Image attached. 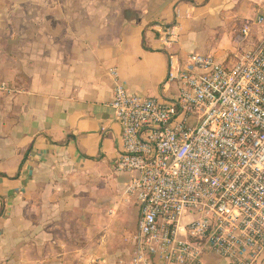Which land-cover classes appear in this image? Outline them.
<instances>
[{
	"label": "crops",
	"instance_id": "obj_1",
	"mask_svg": "<svg viewBox=\"0 0 264 264\" xmlns=\"http://www.w3.org/2000/svg\"><path fill=\"white\" fill-rule=\"evenodd\" d=\"M260 20L264 0H0V264H131L138 174L116 170L112 72L170 101L171 63L233 66L264 41Z\"/></svg>",
	"mask_w": 264,
	"mask_h": 264
},
{
	"label": "built area",
	"instance_id": "obj_2",
	"mask_svg": "<svg viewBox=\"0 0 264 264\" xmlns=\"http://www.w3.org/2000/svg\"><path fill=\"white\" fill-rule=\"evenodd\" d=\"M159 34L173 42L172 29ZM112 76L122 128L116 170L138 174L129 187L141 207L131 264H202L206 252L256 264L264 253V41L233 66L197 54L171 63L168 82L179 90L170 101L129 94Z\"/></svg>",
	"mask_w": 264,
	"mask_h": 264
}]
</instances>
